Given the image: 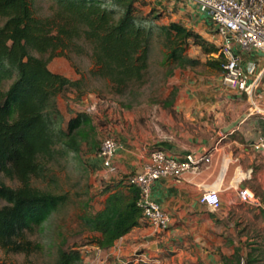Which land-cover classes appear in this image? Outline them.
<instances>
[{"label": "trees", "instance_id": "1", "mask_svg": "<svg viewBox=\"0 0 264 264\" xmlns=\"http://www.w3.org/2000/svg\"><path fill=\"white\" fill-rule=\"evenodd\" d=\"M46 1L50 14L38 17L35 0H0V251L23 257L8 264H35L32 258L44 255L45 264H84L85 244L62 239L44 246L32 239L44 235L67 202L66 194L35 183L56 182L51 171L61 159L80 161L82 153L99 151L91 116L76 112L67 120L58 106V99L70 93L74 101L83 97L84 79L52 72L53 59L87 56L89 75L116 96L143 86L154 44L163 50L168 77L201 64L187 55L191 47L209 58L206 68L223 72L224 60L213 42L180 23H161L165 15L145 0ZM126 187L128 195L109 193L102 209L80 217L84 230L95 235L86 245L109 249L140 226L138 191Z\"/></svg>", "mask_w": 264, "mask_h": 264}, {"label": "crops", "instance_id": "2", "mask_svg": "<svg viewBox=\"0 0 264 264\" xmlns=\"http://www.w3.org/2000/svg\"><path fill=\"white\" fill-rule=\"evenodd\" d=\"M145 1L165 17L176 14L203 23V33L195 32L218 47L208 35L210 19L197 5L188 0ZM235 52L243 71H254L249 77L254 84L251 95L225 86L222 73L182 70L173 81L177 90L170 110L159 118L160 127L151 137L139 140L112 128L111 136L120 146L113 159L115 174L106 173L98 154L87 156L93 177L106 182L109 193L125 195L128 188L121 179L141 173L153 150L179 162L189 155H210V163L183 173L179 181L165 177L152 186L150 200L169 219L166 230L141 221L109 249L83 247L84 264H264V211L238 196L246 190L264 198V150L256 149L264 145V118L252 111L253 105L264 109V56ZM213 190L220 199L217 210L200 201L204 192Z\"/></svg>", "mask_w": 264, "mask_h": 264}, {"label": "rangeland", "instance_id": "3", "mask_svg": "<svg viewBox=\"0 0 264 264\" xmlns=\"http://www.w3.org/2000/svg\"><path fill=\"white\" fill-rule=\"evenodd\" d=\"M33 9L38 17H46L50 14L49 4L46 0H35ZM169 22H178L186 27L189 25L190 29L200 33L204 28V24L198 23L194 18H185L176 14H170L161 21L164 24ZM206 28L209 30V27ZM208 35L212 36L210 33ZM162 53V48L158 44H154L143 86L133 88L123 96L111 94L104 81L89 75L92 65L87 56L71 54L68 56V60L65 57L53 59L48 65L52 72L72 80L80 77L84 79L83 90L85 94L83 97L78 101H74V93L60 97L58 99L60 111L68 120L72 117V113L83 112L82 106L85 104L97 102L95 110L89 115L97 129L96 139L99 148L104 137L113 138L111 136L112 128L124 136H132L139 140L151 137L155 129L160 127L159 118H163L164 114H168L170 110L168 104L172 102L173 95L177 90V86L173 82L175 76L183 74L184 71L176 70L172 77H168L169 69L162 65ZM187 55L200 61L201 64L195 68L185 69V71L196 74L212 73L203 65L209 58L204 56L198 47H191ZM213 73L217 72L213 71ZM105 125L108 126L106 131L102 129ZM87 156V154L82 153L80 161L71 158L61 159L51 171L56 182L53 184L35 183L37 187L42 189H48L57 194H66L67 202L54 214L44 235L35 234L32 237L33 240L42 243L44 246L50 240L58 243L64 239L69 245L77 243L78 245L85 244L84 249L92 247L86 243L95 235L84 230L80 217L102 209L105 197L111 192L108 189L111 190V188L103 180L101 182L93 177L91 169L86 163ZM79 162L83 164L80 165ZM84 163H86L85 167ZM2 181L7 186L14 185L7 179L2 178ZM2 204L0 202V207ZM84 249H82L83 252ZM32 259L35 264H45L49 261L45 255ZM22 261V256H4L0 251V264L21 263Z\"/></svg>", "mask_w": 264, "mask_h": 264}, {"label": "built area", "instance_id": "4", "mask_svg": "<svg viewBox=\"0 0 264 264\" xmlns=\"http://www.w3.org/2000/svg\"><path fill=\"white\" fill-rule=\"evenodd\" d=\"M200 7L211 22L212 38L218 44V54L223 57V84L248 95L254 90L249 83L253 69L245 73L240 65V58L235 49L245 53H259L264 56V0H188ZM216 58L218 56H215ZM98 103L85 104L83 112L91 114ZM253 113L264 118V109L253 105ZM120 146L112 137L101 140L98 157L108 175L116 173L113 159ZM264 150L260 144L256 149ZM210 163V155H189L184 162L166 155L162 151L153 150L148 155L141 173L129 174L121 179V183L132 186L138 191L137 206L142 211L141 221L150 227L164 231L168 227V216L158 204L150 200L154 183L165 177L179 181L181 175L188 171H199ZM239 199L252 207L264 211V198L258 199L253 193L241 190ZM201 203L217 210L220 199L217 191H206L202 194ZM240 264H246L241 261Z\"/></svg>", "mask_w": 264, "mask_h": 264}]
</instances>
